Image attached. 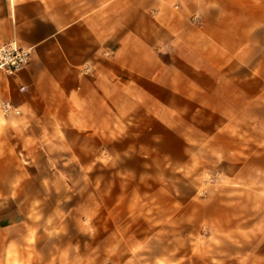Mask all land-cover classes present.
I'll return each instance as SVG.
<instances>
[{"label": "rangeland", "instance_id": "obj_1", "mask_svg": "<svg viewBox=\"0 0 264 264\" xmlns=\"http://www.w3.org/2000/svg\"><path fill=\"white\" fill-rule=\"evenodd\" d=\"M258 59L238 87L236 74L190 72L188 58L142 89L134 74L143 102L77 146L85 166L62 170L67 192L30 202L26 233L0 235V264H253L238 245L264 199L248 169L264 159V70L248 71Z\"/></svg>", "mask_w": 264, "mask_h": 264}, {"label": "crops", "instance_id": "obj_2", "mask_svg": "<svg viewBox=\"0 0 264 264\" xmlns=\"http://www.w3.org/2000/svg\"><path fill=\"white\" fill-rule=\"evenodd\" d=\"M10 42L31 58L13 77L0 73V103L18 112L0 115V235L9 241L28 231L30 202L67 192L62 170L85 166L77 146L143 102L134 74L142 89L148 73L175 72L180 58L193 73L236 74L227 80L237 87L246 58H259L248 71L262 72L264 0H0V45ZM250 168L264 184V159ZM260 193L238 245L253 264H264Z\"/></svg>", "mask_w": 264, "mask_h": 264}, {"label": "built area", "instance_id": "obj_3", "mask_svg": "<svg viewBox=\"0 0 264 264\" xmlns=\"http://www.w3.org/2000/svg\"><path fill=\"white\" fill-rule=\"evenodd\" d=\"M30 58L31 49L19 47L14 42L0 45V73L7 77H13L26 68ZM11 113L18 114L11 109L9 104L1 102L0 115L4 117Z\"/></svg>", "mask_w": 264, "mask_h": 264}]
</instances>
